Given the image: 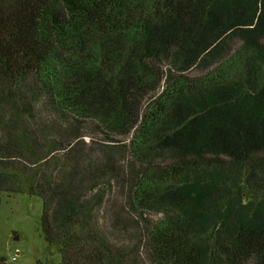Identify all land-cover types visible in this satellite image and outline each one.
I'll return each mask as SVG.
<instances>
[{
  "label": "trees",
  "instance_id": "16d2710c",
  "mask_svg": "<svg viewBox=\"0 0 264 264\" xmlns=\"http://www.w3.org/2000/svg\"><path fill=\"white\" fill-rule=\"evenodd\" d=\"M2 192L60 264H264V0H0Z\"/></svg>",
  "mask_w": 264,
  "mask_h": 264
},
{
  "label": "rangeland",
  "instance_id": "374dc122",
  "mask_svg": "<svg viewBox=\"0 0 264 264\" xmlns=\"http://www.w3.org/2000/svg\"><path fill=\"white\" fill-rule=\"evenodd\" d=\"M42 210L43 203L38 198L1 193L0 257L6 264H60L58 249L45 241Z\"/></svg>",
  "mask_w": 264,
  "mask_h": 264
},
{
  "label": "water",
  "instance_id": "95a60500",
  "mask_svg": "<svg viewBox=\"0 0 264 264\" xmlns=\"http://www.w3.org/2000/svg\"><path fill=\"white\" fill-rule=\"evenodd\" d=\"M17 239H18V237H17Z\"/></svg>",
  "mask_w": 264,
  "mask_h": 264
}]
</instances>
